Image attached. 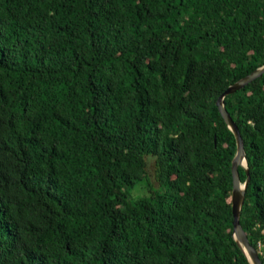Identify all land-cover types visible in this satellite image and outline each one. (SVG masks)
Masks as SVG:
<instances>
[{
  "label": "trees",
  "instance_id": "16d2710c",
  "mask_svg": "<svg viewBox=\"0 0 264 264\" xmlns=\"http://www.w3.org/2000/svg\"><path fill=\"white\" fill-rule=\"evenodd\" d=\"M263 65L264 0H0V264H251L215 103ZM223 105L264 264V73Z\"/></svg>",
  "mask_w": 264,
  "mask_h": 264
},
{
  "label": "water",
  "instance_id": "95a60500",
  "mask_svg": "<svg viewBox=\"0 0 264 264\" xmlns=\"http://www.w3.org/2000/svg\"><path fill=\"white\" fill-rule=\"evenodd\" d=\"M263 73L264 65L256 69L249 75L245 76L241 80L237 81L233 85L229 86L221 94V96L217 99L215 103L224 123L226 124L227 128L232 132L234 139H236L237 143V154L232 163L233 189L231 202L233 213L234 238L236 239L239 247L246 254L251 264H263L259 257L258 251L250 244L247 234L243 230L240 223L241 211L246 199L245 191L251 181V175L248 170L243 138L241 136V133H239L237 126L234 124L233 120L231 119L227 111L224 109L223 99L226 96L232 95L240 91ZM243 162H245V165L243 164ZM239 167H243L247 172V179L244 184L241 182L240 179Z\"/></svg>",
  "mask_w": 264,
  "mask_h": 264
},
{
  "label": "rangeland",
  "instance_id": "374dc122",
  "mask_svg": "<svg viewBox=\"0 0 264 264\" xmlns=\"http://www.w3.org/2000/svg\"><path fill=\"white\" fill-rule=\"evenodd\" d=\"M146 162H147V169H146L147 179L149 181L150 186L152 188H156L157 187V182H156L155 177H154L153 160L152 159H147ZM143 188L144 187L141 186L139 189H136L133 192L132 197L134 199H137V198H141L143 196H147V194H148L147 189H143Z\"/></svg>",
  "mask_w": 264,
  "mask_h": 264
},
{
  "label": "bare ground",
  "instance_id": "6f19581e",
  "mask_svg": "<svg viewBox=\"0 0 264 264\" xmlns=\"http://www.w3.org/2000/svg\"><path fill=\"white\" fill-rule=\"evenodd\" d=\"M243 164L245 165V162H243Z\"/></svg>",
  "mask_w": 264,
  "mask_h": 264
}]
</instances>
